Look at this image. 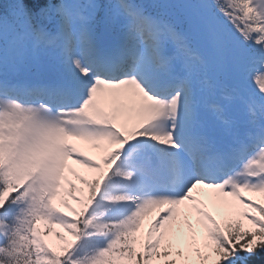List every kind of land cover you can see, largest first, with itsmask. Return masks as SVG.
I'll list each match as a JSON object with an SVG mask.
<instances>
[{"label": "snow or ice", "instance_id": "6c2138e0", "mask_svg": "<svg viewBox=\"0 0 264 264\" xmlns=\"http://www.w3.org/2000/svg\"><path fill=\"white\" fill-rule=\"evenodd\" d=\"M33 2H0V264H264V0Z\"/></svg>", "mask_w": 264, "mask_h": 264}, {"label": "rangeland", "instance_id": "374dc122", "mask_svg": "<svg viewBox=\"0 0 264 264\" xmlns=\"http://www.w3.org/2000/svg\"><path fill=\"white\" fill-rule=\"evenodd\" d=\"M73 143H74V142H73ZM74 144H75V143H74ZM90 147H91V146H90ZM90 147H89V145H88L87 149H86V148H82V147H78V148L81 149V150H83V151H85V153H86L87 155L91 156L93 159H97V156H96L97 153L94 154V153L92 152V154H90L91 152H90V150L88 149V148H90ZM94 150H95V149H94ZM68 164H69V166L73 169V171H74L75 173H77V174H79V175H85L86 177L88 176V173H89V172H88L86 169H82V168H80V166L72 164L71 161H69ZM68 175H69V179H70V177H71L72 175H71L70 173H69ZM201 191H202V192H207V190H201ZM73 202H75V201H73ZM206 202H207V201H206ZM72 207H78V205L75 204V203H73ZM209 208H212V209H214L215 211H218L216 208L212 207L211 205H209ZM218 212H219V211H218ZM54 231H61V232H62L63 230H61V229H54ZM184 231H187V229L185 228ZM48 239H49L50 243H51L53 246H55V247H59L60 244L62 243L61 241L57 240V239L55 238V236H50Z\"/></svg>", "mask_w": 264, "mask_h": 264}, {"label": "trees", "instance_id": "16d2710c", "mask_svg": "<svg viewBox=\"0 0 264 264\" xmlns=\"http://www.w3.org/2000/svg\"><path fill=\"white\" fill-rule=\"evenodd\" d=\"M261 259L262 257H259V256L253 257L251 261L249 262V264H260Z\"/></svg>", "mask_w": 264, "mask_h": 264}]
</instances>
